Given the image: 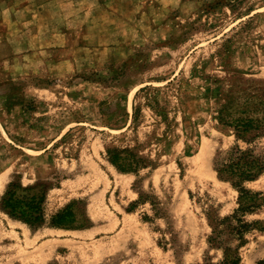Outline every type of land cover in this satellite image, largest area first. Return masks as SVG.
<instances>
[{
  "label": "rangeland",
  "instance_id": "374dc122",
  "mask_svg": "<svg viewBox=\"0 0 264 264\" xmlns=\"http://www.w3.org/2000/svg\"><path fill=\"white\" fill-rule=\"evenodd\" d=\"M49 9L34 21L0 18V200L12 180L41 184L46 214L34 227L0 207V264L202 262L206 208L224 217L238 207L213 166L236 144L218 108L236 84L264 82V0H54ZM113 147L148 166L119 170ZM245 186L264 197V172ZM138 189L159 196L166 217L149 203L128 210ZM69 203L74 225L51 226ZM243 218L240 264H264V204Z\"/></svg>",
  "mask_w": 264,
  "mask_h": 264
},
{
  "label": "trees",
  "instance_id": "16d2710c",
  "mask_svg": "<svg viewBox=\"0 0 264 264\" xmlns=\"http://www.w3.org/2000/svg\"><path fill=\"white\" fill-rule=\"evenodd\" d=\"M137 110V109H136ZM136 113V112H135ZM219 119L235 132L236 144L226 152H217L213 161L218 178L230 182L238 191V207L231 215L219 217L212 206L205 215L211 226L208 236L209 250L198 264H240V248L244 235L251 224L244 220L247 212H253L264 204L261 192L248 189L245 184L255 181L264 172V82L247 81L236 84L225 95L218 108ZM135 119V118H134ZM109 160L122 171H135L147 167V161L131 152L129 148H108ZM138 199L130 203L132 211L142 203H149L155 217H166V203L154 193L138 189ZM45 190L41 184L23 186L12 180L1 196L0 207L11 218L19 219L37 227L45 222ZM150 218L145 215V219ZM77 220L72 203L57 210L50 217L54 227L72 226ZM169 227L170 243L176 244L175 234ZM263 230L264 227L257 226ZM210 249L220 251V257L211 255Z\"/></svg>",
  "mask_w": 264,
  "mask_h": 264
},
{
  "label": "crops",
  "instance_id": "0c3cea01",
  "mask_svg": "<svg viewBox=\"0 0 264 264\" xmlns=\"http://www.w3.org/2000/svg\"><path fill=\"white\" fill-rule=\"evenodd\" d=\"M53 2L54 0H0V18L4 16V19L9 17L19 22L34 21L45 12L49 14V7ZM18 50L22 51L21 47L17 52Z\"/></svg>",
  "mask_w": 264,
  "mask_h": 264
}]
</instances>
